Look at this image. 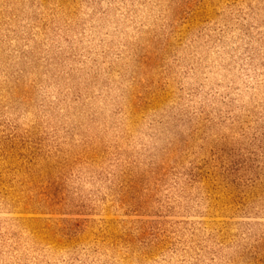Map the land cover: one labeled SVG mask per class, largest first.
<instances>
[{
	"label": "rangeland",
	"instance_id": "rangeland-1",
	"mask_svg": "<svg viewBox=\"0 0 264 264\" xmlns=\"http://www.w3.org/2000/svg\"><path fill=\"white\" fill-rule=\"evenodd\" d=\"M0 264H264V0H0Z\"/></svg>",
	"mask_w": 264,
	"mask_h": 264
}]
</instances>
